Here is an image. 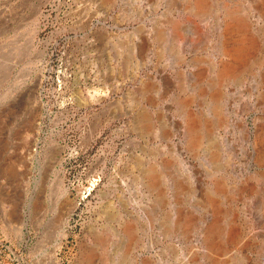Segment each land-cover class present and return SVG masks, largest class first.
Listing matches in <instances>:
<instances>
[{"label": "rangeland", "instance_id": "1", "mask_svg": "<svg viewBox=\"0 0 264 264\" xmlns=\"http://www.w3.org/2000/svg\"><path fill=\"white\" fill-rule=\"evenodd\" d=\"M0 264H264V0H0Z\"/></svg>", "mask_w": 264, "mask_h": 264}, {"label": "bare ground", "instance_id": "2", "mask_svg": "<svg viewBox=\"0 0 264 264\" xmlns=\"http://www.w3.org/2000/svg\"><path fill=\"white\" fill-rule=\"evenodd\" d=\"M233 52V51H232ZM234 53V52H233Z\"/></svg>", "mask_w": 264, "mask_h": 264}]
</instances>
